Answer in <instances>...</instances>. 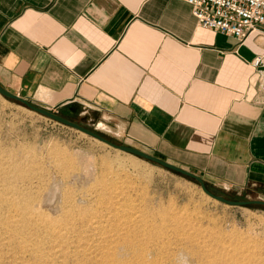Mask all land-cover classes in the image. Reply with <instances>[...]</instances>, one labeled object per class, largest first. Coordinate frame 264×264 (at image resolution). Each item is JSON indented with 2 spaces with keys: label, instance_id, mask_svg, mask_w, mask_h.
Returning <instances> with one entry per match:
<instances>
[{
  "label": "crops",
  "instance_id": "1",
  "mask_svg": "<svg viewBox=\"0 0 264 264\" xmlns=\"http://www.w3.org/2000/svg\"><path fill=\"white\" fill-rule=\"evenodd\" d=\"M262 53L182 0H0L2 86L264 200Z\"/></svg>",
  "mask_w": 264,
  "mask_h": 264
},
{
  "label": "rangeland",
  "instance_id": "2",
  "mask_svg": "<svg viewBox=\"0 0 264 264\" xmlns=\"http://www.w3.org/2000/svg\"><path fill=\"white\" fill-rule=\"evenodd\" d=\"M61 114L67 112L62 110ZM68 117L116 143L127 144L92 118ZM165 160L197 173L176 160ZM208 187L231 199H261L255 192L226 190L209 183ZM3 192L2 203L19 195L30 198L36 193L44 196V201L59 205L72 197L66 194H72V199L81 200L79 204L83 205L126 202L133 210L121 216V222L112 223L132 229L140 237L138 247L142 251L117 255L127 264L142 263L137 259L141 254L145 256L148 248L150 263L158 258L165 259L163 263L168 260L167 264H232L227 259L233 253L238 255V264H264L263 205L232 206L220 202L183 174L113 148L0 94V194ZM2 203L0 218L7 219L9 212ZM81 221L80 217L74 220L77 230ZM110 233L111 229L103 234ZM142 248L146 249L144 253ZM8 263L14 264H5Z\"/></svg>",
  "mask_w": 264,
  "mask_h": 264
},
{
  "label": "bare ground",
  "instance_id": "3",
  "mask_svg": "<svg viewBox=\"0 0 264 264\" xmlns=\"http://www.w3.org/2000/svg\"><path fill=\"white\" fill-rule=\"evenodd\" d=\"M93 175H91V179L94 177ZM5 191L9 193L8 189H4ZM3 193L0 196H4L5 193ZM66 195L74 197L72 194ZM19 196L18 198H9L5 201L6 204L5 202L2 203V200L0 201L1 205L6 206L9 212L7 219L0 218L1 264H5L7 261L14 264H24V262H29V264H68L70 262L73 264H97L98 262L127 264L126 260L119 259L117 255L120 253L123 255L122 252L128 256L131 252L135 255L140 250L138 247L141 246L139 244L140 237L132 229L127 226H120L117 222L112 223V221L121 222L120 217L126 216L128 210L132 209L126 202L106 201L107 203L97 204L91 202V204L83 205L84 203L79 204L82 203L81 200L79 202V200L68 197L63 204L59 205L57 202L44 201V196L38 193L33 196L30 195V198ZM5 214L7 213L5 212ZM76 217H80L82 220L79 224V230H77L78 224L76 223V226L74 223ZM110 229L112 233L105 236L103 233ZM238 249L236 247L235 251H239ZM142 250L144 253L146 249L142 248ZM148 250L145 251L147 253L145 256L141 254L139 258L137 257V260L142 262L140 264L168 263V260L165 261L166 263L161 262L165 260L161 257H159L162 259L161 261L157 258L152 263L148 262L151 254V251ZM238 259V255L232 253L229 255L227 263L238 264Z\"/></svg>",
  "mask_w": 264,
  "mask_h": 264
},
{
  "label": "built area",
  "instance_id": "4",
  "mask_svg": "<svg viewBox=\"0 0 264 264\" xmlns=\"http://www.w3.org/2000/svg\"><path fill=\"white\" fill-rule=\"evenodd\" d=\"M192 7L198 24L232 35L240 42L264 33V0H182ZM258 68L260 87L264 88V53L253 60Z\"/></svg>",
  "mask_w": 264,
  "mask_h": 264
},
{
  "label": "water",
  "instance_id": "5",
  "mask_svg": "<svg viewBox=\"0 0 264 264\" xmlns=\"http://www.w3.org/2000/svg\"><path fill=\"white\" fill-rule=\"evenodd\" d=\"M0 94L3 95L4 97L11 99V100H15L18 101L22 104H24L25 106L29 107L30 109L44 115L47 116L53 120H56L58 122H61L63 124H66L68 126H71L73 128H76L77 130L101 141L104 142L106 144H108L109 146L122 150L124 152L127 153H131L133 155L139 156L141 158L147 159L149 161L155 162L169 170L178 172L180 174H183L193 180H195L198 184H200L202 190L210 197L223 202L225 204L228 205H232V206H248V205H254V204H258V205H263L264 206V200L262 199H253V200H236V199H231L228 198L224 195L221 194H217L215 192H213L212 190H210V188L208 187V183L206 182V180L200 176L197 173H194L188 169H185L181 166H178L174 163H171L163 158H160L156 155H153L151 153H148L142 149H139L137 147L128 145V144H119L116 143L110 139H108L107 137H105L104 135L96 132L93 129H90L82 124H79L77 122H75L74 120H72L71 118H69L66 115L61 114L62 109L64 108H69L72 112L77 113V109H79L81 107L79 102H69L66 104H62L60 106H57L56 108H51L48 107L46 105L43 104H37L34 101L20 96L19 94L13 93L11 91H9L8 89H6L4 86H2L0 84Z\"/></svg>",
  "mask_w": 264,
  "mask_h": 264
},
{
  "label": "flooded vegetation",
  "instance_id": "6",
  "mask_svg": "<svg viewBox=\"0 0 264 264\" xmlns=\"http://www.w3.org/2000/svg\"><path fill=\"white\" fill-rule=\"evenodd\" d=\"M63 111H65V112H67V114L66 115H68V116H71V117H73V118H75V117H77V113H74V112H72L70 109H68V108H64V109H62Z\"/></svg>",
  "mask_w": 264,
  "mask_h": 264
},
{
  "label": "trees",
  "instance_id": "7",
  "mask_svg": "<svg viewBox=\"0 0 264 264\" xmlns=\"http://www.w3.org/2000/svg\"><path fill=\"white\" fill-rule=\"evenodd\" d=\"M210 190H212V189H210ZM214 192V191H213ZM217 193V192H216ZM218 194V193H217Z\"/></svg>",
  "mask_w": 264,
  "mask_h": 264
}]
</instances>
